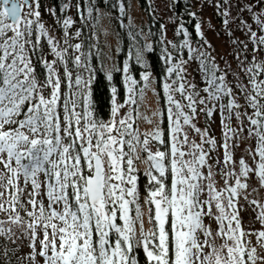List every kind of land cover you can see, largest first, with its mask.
<instances>
[{
    "label": "snow or ice",
    "instance_id": "6c2138e0",
    "mask_svg": "<svg viewBox=\"0 0 264 264\" xmlns=\"http://www.w3.org/2000/svg\"><path fill=\"white\" fill-rule=\"evenodd\" d=\"M231 7L220 11L223 25L236 24L246 37L232 41L236 69L226 59L221 67L202 21L193 41L181 20L175 36L182 38L167 40L171 51L165 46L160 57L163 104L148 116L140 103L156 79L147 58L154 48L137 46L131 24L122 67L97 69L80 43L69 44L72 17L61 21L56 7L47 9L62 23L57 37L40 0H0V264H264V0L239 8L254 25L231 16ZM119 10L123 16V3ZM133 63L144 69L140 80ZM101 73L107 119L94 93ZM141 119L150 128L141 131Z\"/></svg>",
    "mask_w": 264,
    "mask_h": 264
},
{
    "label": "rangeland",
    "instance_id": "374dc122",
    "mask_svg": "<svg viewBox=\"0 0 264 264\" xmlns=\"http://www.w3.org/2000/svg\"><path fill=\"white\" fill-rule=\"evenodd\" d=\"M153 5V11L155 16H157L159 20L160 26L163 24L165 26V29L163 31V38L166 43L167 40H173L175 37V28L178 26V24L175 21L174 15H172L171 11V0H151ZM243 0H240L238 3V0H228V3H225V0H195V6L197 9V13L200 15V20L202 21V27L205 33V37L212 45L213 54L216 55L217 60L219 61L221 67H223L224 59L228 60L231 64L233 69H236L237 67V60L234 58V55L237 51L240 49L237 48L235 44L232 43L233 39L239 38L240 40H246V37L244 33L241 30H238L236 28V24H229L228 29H225V26L223 25V19L224 17L220 15V11H222L224 8H228L229 5H232L230 8V14L233 17H240L241 15L243 18L248 19L249 23H252L254 25V21L250 19L251 14L248 12H244L241 14L239 12V8L242 6ZM66 3H69L67 1ZM71 7L67 9L66 14L61 18V21L65 17H72L74 23L69 28V44H75L80 43L83 44V40H81V36H76L75 33L79 30L81 27V23L84 22L83 28H88L86 24L92 23L90 19H88V16L86 13H80L78 17H76V10L77 8L72 6V3L70 2ZM217 4H219L221 7L220 9L217 8ZM51 6L45 7L44 11H41L43 20L46 23V25H51L54 29V35L57 37H63V26L62 23H54L55 17L50 15L47 11V9ZM24 12L28 11V8L25 7L23 9ZM83 16V19H82ZM170 17L172 19H170ZM239 20H237V23ZM80 24V26H79ZM209 24L212 25L211 28H209ZM97 34L100 40V45L98 46V61L100 66L104 65L105 67H111L113 64H116L117 66H121L123 64V61L128 58V51L126 50V54H122L123 48L121 40L118 39L117 32L112 29L111 22L107 20L106 17H101V19H98L97 21ZM228 30L232 31V36L230 37L228 35ZM82 33V32H81ZM93 42L97 40V38L93 35L92 37ZM62 43V41H61ZM195 46V43H194ZM128 47V46H127ZM251 44H249V50H251ZM73 49H70V52H72ZM81 51V50H80ZM121 53V54H120ZM79 54V53H75ZM223 57V59H221ZM242 58V57H241ZM250 58V56H249ZM199 79V77H197ZM229 79H233L232 77H229ZM143 86V85H142ZM153 89L156 91L154 92ZM157 87L155 80L151 84V87L146 89L145 97L143 101L140 103V112L145 113L148 116H151V112L156 110L160 105L163 104V102L160 100V97L156 95ZM235 124V121H233ZM139 127L141 131H144L148 128H150V125L147 124L143 119L138 121ZM205 124V118H200V126L203 127ZM135 127V125H134ZM211 130L212 134L217 138L219 141L222 136V129H221V123H220V116L219 113H216L211 121ZM245 135L247 133L245 132ZM252 144L254 146L255 142L252 141ZM248 146V142H245L241 144L236 149V157L239 158L240 155L245 154L244 149ZM246 155V154H245ZM220 156L222 158V150L220 151ZM144 157L141 156V161L137 162V167L143 171L146 167V165L143 163ZM2 167V166H0ZM219 180V177H217ZM222 184L223 182L220 181ZM143 192V190H141ZM262 198H264V191L261 193ZM145 215L147 216V209L145 208ZM0 218H4V215L0 213ZM243 222L246 227L249 225V221L254 219V213H252L251 209L248 210V212L243 214ZM151 225L148 223L147 219H145V228H149ZM215 227V225H214ZM256 228H259L260 225L256 224ZM253 243H255V237L252 238ZM24 253L27 252V248L24 247L22 250Z\"/></svg>",
    "mask_w": 264,
    "mask_h": 264
},
{
    "label": "trees",
    "instance_id": "16d2710c",
    "mask_svg": "<svg viewBox=\"0 0 264 264\" xmlns=\"http://www.w3.org/2000/svg\"><path fill=\"white\" fill-rule=\"evenodd\" d=\"M67 1H69V3L71 2L72 6L75 8H77L76 5L79 4V9L76 10V17H78L81 12L86 13L88 16V7L92 5L94 8L92 16L90 18L88 17L92 23L86 24L88 28H83V22L79 28V30H81V40H83L81 51L91 54L89 62L94 68H100L98 61V46L100 45V40L96 27L97 21L98 19H101V17H106L107 20L111 22L112 29L117 32L118 39H120L122 43V54H126V50H129L133 43L128 36L129 24H131V30L133 32L139 33L136 38L137 46H143L145 43L153 45L154 52L149 54L147 58L149 60V64L151 65L152 75L156 78L155 82L157 91L160 92V100L163 102V94L159 81L163 79L165 65L160 57L162 55L163 48L167 46L171 51V46L166 45L164 38L162 37L159 20L154 14L151 0H94V5L93 0H40V10L44 11L47 6L56 7L57 16L61 19L66 14L67 10L60 12L59 5L61 3H66ZM194 1L195 0H175V7H173V0H171L170 4L172 15H174L176 23L179 25L182 20L185 23V26L188 27L189 31L192 33L193 41H197L199 40V37L194 31V25L198 20H200V15L197 13ZM120 3H123L124 5L123 16H121L119 10ZM113 5L116 6L113 7ZM96 9H99V11H96ZM189 12H195L196 17L193 18L188 15ZM93 35L97 38L94 42L92 40ZM181 38L182 37L175 36L173 41L178 42ZM184 52L186 54L187 50L185 49ZM143 70L144 69L141 65L132 64V75L137 80H140L139 74ZM114 82L120 88L121 96L123 97L126 95V91L122 85V73L114 74ZM142 85L143 82L141 81L138 87H141ZM94 93L100 116L107 119L109 113L110 92L108 82L104 79L102 73L98 74L97 80L94 84ZM23 253L24 252L22 251L21 254Z\"/></svg>",
    "mask_w": 264,
    "mask_h": 264
}]
</instances>
